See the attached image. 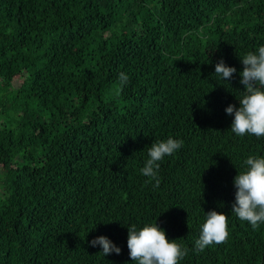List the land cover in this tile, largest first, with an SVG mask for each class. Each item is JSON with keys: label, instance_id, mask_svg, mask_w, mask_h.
<instances>
[{"label": "trees", "instance_id": "trees-1", "mask_svg": "<svg viewBox=\"0 0 264 264\" xmlns=\"http://www.w3.org/2000/svg\"><path fill=\"white\" fill-rule=\"evenodd\" d=\"M261 46L264 0H0V264H138L128 227L156 223L187 249L179 264H264V223L232 212L264 136L225 112ZM170 137L183 144L156 187L141 169ZM212 210L229 237L199 251Z\"/></svg>", "mask_w": 264, "mask_h": 264}, {"label": "clouds", "instance_id": "clouds-1", "mask_svg": "<svg viewBox=\"0 0 264 264\" xmlns=\"http://www.w3.org/2000/svg\"><path fill=\"white\" fill-rule=\"evenodd\" d=\"M241 61L244 67L240 72V83L244 86L246 95L239 101V108L229 105L225 112L234 114L231 131L237 136L253 134L259 138L264 136V90H261L264 88V46L259 47L258 54L249 52ZM236 71L235 67L226 66L222 59L215 65V74L227 81ZM118 79L122 86L128 82L129 77L121 72ZM182 144L183 141L171 137L166 141L153 143L148 150L150 158L141 169V174L149 177V182L155 180V186L158 187V162L166 155H172ZM244 164L248 166L247 171L234 178L236 192L232 212L255 229L264 223V158L249 156ZM228 237V216L215 210L209 211L206 213L201 235L196 240V248L203 251L212 244L226 242ZM90 244L93 247L102 246L104 256L121 252L106 236L96 237ZM127 246L130 258L138 264H179L187 255V249L175 239L169 240L157 223L145 225L140 230L135 225L128 227Z\"/></svg>", "mask_w": 264, "mask_h": 264}]
</instances>
